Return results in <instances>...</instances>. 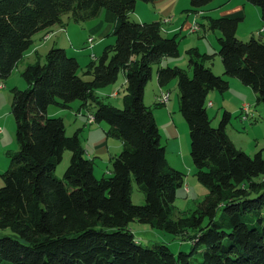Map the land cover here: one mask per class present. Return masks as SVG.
I'll return each mask as SVG.
<instances>
[{
    "label": "trees",
    "instance_id": "1",
    "mask_svg": "<svg viewBox=\"0 0 264 264\" xmlns=\"http://www.w3.org/2000/svg\"><path fill=\"white\" fill-rule=\"evenodd\" d=\"M137 1L0 0L1 80L11 75L33 35L61 23L64 14L78 21L104 10L115 36L93 58L91 79L80 77L75 56L53 44L43 62L25 66L27 86L12 89L18 149L1 174L0 229L11 234L0 235V264H264L263 148L250 155L235 146L226 132L229 109L216 126L207 112L209 92H226L230 78L251 87L256 103L264 106V41L236 36L241 16H209L207 27L220 31L223 73L207 64L212 54L192 47L190 75L162 64L179 54L177 34L165 36L160 21L129 18ZM211 1L190 0V6L198 12ZM244 1L260 8L264 22V0ZM154 64L160 87L177 79L195 175L207 189L190 216L174 215L184 173L167 161L153 113L161 103L146 105L143 99ZM121 70L126 94L118 108L94 90L115 82ZM74 100L84 108L93 105L94 122H106V134L123 143L107 176H95L94 158L85 154L78 131L68 136L63 118L48 115L49 105L68 108ZM65 150L71 151L70 161L58 177L55 169ZM132 179L144 192L143 204L131 200ZM132 221L174 235L194 229L187 240L191 248L174 253L165 243L141 244L129 227Z\"/></svg>",
    "mask_w": 264,
    "mask_h": 264
},
{
    "label": "rangeland",
    "instance_id": "2",
    "mask_svg": "<svg viewBox=\"0 0 264 264\" xmlns=\"http://www.w3.org/2000/svg\"><path fill=\"white\" fill-rule=\"evenodd\" d=\"M218 1L220 0H213L204 7L210 9ZM157 10V5L153 2L138 0L134 10L129 12V18L134 21L160 20L161 30L165 36L178 35L179 54L177 56L166 57L162 60V64L187 69L191 75L192 72L188 65V50L192 47H197L203 51L206 48L207 52L213 55L212 60L208 64L216 73V68L219 63H222L220 55L217 52L219 47L217 36L220 34V31L204 28V26L206 25V15L210 17L222 16L219 8L207 10L205 15L193 10L190 6V0H178V7L175 9L176 11H173V14H163L161 19H159L160 15ZM245 11L244 18L238 24L236 36L241 40H248L251 35H254L256 38L264 41V31L260 33V30L264 26V22L261 20L260 8L257 5L246 2ZM167 17L170 20L164 23L162 19ZM192 24H198V29L192 31L190 29ZM59 25H62L60 29L61 34L56 44L63 46L69 55L77 58L79 62L78 74L80 77L84 80L91 79L92 75L89 67L94 58L93 56L99 58L104 49L115 42L113 24L105 20L104 10H102L99 16L88 20L77 21L72 19L69 14H64ZM63 26H66L65 30ZM51 27L33 35L30 47L25 51L22 59L18 62V65L14 68L11 75L4 80L0 79V186L4 184L1 174L8 167L10 154L18 149L16 123L12 113V89L14 87L23 89L27 86L22 76V71L26 65L33 64L37 61H44L45 53L52 46L53 40L58 38V33L53 31ZM90 36L93 37L92 46L88 42ZM215 46H217V49ZM123 72V70L119 72L115 82L95 89L94 94L99 99L118 108H122L126 94L125 76ZM222 73L223 71L217 74ZM156 88L157 76L156 65L154 64L152 66V76L147 83L145 94V98L149 100L148 102L152 106L156 101L154 97ZM166 90L170 94L168 107H153V113L158 112L154 113V117L156 118L155 115L157 114L159 121L157 125L162 143L166 148L168 163L184 173V183L177 189V196L174 202L175 206L173 208L174 215L175 217L190 216L196 208L197 202L203 199L207 189L198 182L195 175V166L190 155L189 129L179 110L177 79L170 81L165 86L164 91ZM212 93L210 91L207 96V112L212 124L214 126L218 125L223 110L228 108L231 110V120L226 130L232 142L236 147L250 155H254L258 150L263 148L264 156V106L263 104H256L255 99L253 101L249 99L254 93L252 88L242 84L237 78H233V82L230 81V87L226 92H215L220 95L222 105L225 102L224 107L219 110L217 106H220V100L212 96ZM210 99L214 102L213 105H209L208 100ZM222 99L224 100L223 102ZM234 99L241 100L242 102L249 101L250 103L252 110L251 117L245 122H242L238 116L241 105L236 109L237 106ZM93 110V105H90L89 108H84L80 106L79 100H74L68 108L51 104L47 112L49 116L63 118L68 136L78 131L80 144L85 154H89L94 158V174L100 178L103 175L107 176L110 174L112 168L111 157L118 154L122 150L123 145L120 146L117 144L119 139L106 134L108 128L106 122L102 121L97 123L88 121V114ZM168 110L171 111L172 117L168 113ZM217 110L218 114L216 113ZM164 111L166 112L164 113ZM170 123H172L173 130L168 127ZM105 139L107 141L106 145L103 142ZM99 141L102 142L100 144L101 147H98L96 144ZM70 157L71 151L65 150L61 162L57 164L55 169V174L58 177L63 176L64 170L69 164ZM131 200L134 204H143L145 202L144 192L134 179H132ZM129 227L133 231L135 238L141 244L149 246L154 243H165L174 253H177L179 250L188 252L191 244L187 240H190L195 233L194 229H189L183 234L174 235L138 221L130 222ZM3 234H11V232L9 229H0V235Z\"/></svg>",
    "mask_w": 264,
    "mask_h": 264
},
{
    "label": "crops",
    "instance_id": "3",
    "mask_svg": "<svg viewBox=\"0 0 264 264\" xmlns=\"http://www.w3.org/2000/svg\"><path fill=\"white\" fill-rule=\"evenodd\" d=\"M155 5H157V12H158V14L160 15L159 16V19H161V16L163 15V14H173V11H176L175 9L178 7V0H155L154 2H153ZM209 8V7H208ZM214 8H219V10H220V13H221V15L222 16H241L242 17V19L244 18V15H245V9H246V1H241V0H236V1H233V0H220V1H218V3H216V5H214L213 7H210V9H206V7H202V8H200L199 10H198V12H200L201 14H205L206 15V12H207V10L209 11V10H212V9H214ZM257 12H258V10H257ZM206 17H209V16H207L206 15ZM142 21H147V20H142ZM152 21H160V20H152ZM207 24H208V20L206 19V25L204 26V28H208L207 27ZM67 26V25H66ZM66 26H63L64 27V30L66 29ZM61 27H62V25H59V24H55V25H53L51 28H52V30L53 31H56L57 33H58V38L57 39H54L53 40V44H56V43H58L57 41L59 40V35L61 34ZM200 27V26H199ZM174 30H175V28H173ZM58 30H60V31H58ZM63 30V31H64ZM171 30V29H170ZM205 30V29H204ZM262 33V32H261ZM52 44V45H53ZM215 48L217 49V46H215ZM205 50H203V51H201L200 49H198L200 52H206V53H208L207 52V49L206 48H204ZM218 52V51H217ZM215 53H216V51H215ZM165 59V58H164ZM219 62H221V61H219ZM209 63V62H208ZM207 63V64H208ZM223 71V66H222V63H219V65H218V67L216 68V73H218V72H222ZM124 73V72H123ZM124 76H125V73H124ZM229 81H232L233 82V78H230L229 79ZM146 88H147V85H146V87H145V90H144V96H143V99H144V102H145V104L146 105H150L149 104V100H147L146 98H145V94H146ZM165 90V87H160L159 85H158V83H157V88H156V90H155V93H154V97H155V100L157 101V96L161 93V91H164ZM168 90V89H167ZM211 92H213L212 93V96H215V98H218L219 100H220V95L218 94V93H215V92H218V91H216V90H212ZM221 95H223V94H221ZM170 99V98H169ZM249 99H251L252 101H253V99H255V102H256V95H255V93H253V96L252 97H250ZM250 100V101H251ZM155 101V102H156ZM224 100L222 99V102H223ZM234 101H235V103H236V109L238 108V106H240L239 108H240V110H239V113H238V116H239V118H240V120L242 121V122H245L246 120H242L241 119V115H242V106L244 105V104H247L248 106H249V118L251 117V113H252V110H251V107H250V103H249V101H246V102H242L241 100H235L234 99ZM154 102V103H155ZM208 102H210V105H213L214 104V102L210 99V100H208ZM168 103H169V100L168 101H166V103H162V104H160V105H158V106H155V108H163V107H168ZM212 103V104H211ZM220 106H217V108H218V110L220 109V108H222V107H224L223 105L225 104V102H223V105H222V103H221V100H220ZM257 104V103H256ZM80 106H81V102H80ZM82 107V106H81ZM226 109H228V108H226ZM218 110L216 111V113L218 114ZM79 111H80V109H79ZM78 111V112H79ZM231 111V110H230ZM166 111H164V113H165ZM171 111L170 110H168V113L171 115V117H172V114L170 113ZM154 113H158V112H154ZM164 115H166V114H164ZM156 116V118H155V120H156V123H158L159 121H158V117H157V114L155 115ZM162 117V116H161ZM248 120V119H247ZM168 127L171 129V130H173V127H172V123H170L169 125H168ZM159 128V127H158ZM226 129H227V127H226ZM160 132V131H159ZM226 132H227V130H226ZM227 134H228V132H227ZM161 136V135H160ZM228 136H229V134H228ZM229 138L231 139V137L229 136ZM161 141H162V139H161ZM232 141V140H231ZM104 143H105V145H106V143H107V141H106V139L103 141ZM118 143L117 144H119L120 146L121 145H123V143H122V141L121 140H118L117 141ZM97 144V146L98 147H101V145L100 144H102V142L101 141H99V142H97L96 143ZM87 156H89V157H91V155H87Z\"/></svg>",
    "mask_w": 264,
    "mask_h": 264
},
{
    "label": "built area",
    "instance_id": "4",
    "mask_svg": "<svg viewBox=\"0 0 264 264\" xmlns=\"http://www.w3.org/2000/svg\"><path fill=\"white\" fill-rule=\"evenodd\" d=\"M162 20H164V23H167L170 18H163ZM190 29L192 31H195L198 29V24H192L190 26ZM264 31V26L263 28L260 30V33ZM88 42H89V45L92 46L93 45V37H89L88 38ZM95 57V56H93ZM168 91H161V93L157 96V101L160 102V103H166V93ZM242 115H241V119L242 120H247L249 119V106L247 104H244L242 107ZM88 121L89 122H94V116H93V113L92 112H89V118H88Z\"/></svg>",
    "mask_w": 264,
    "mask_h": 264
},
{
    "label": "bare ground",
    "instance_id": "5",
    "mask_svg": "<svg viewBox=\"0 0 264 264\" xmlns=\"http://www.w3.org/2000/svg\"><path fill=\"white\" fill-rule=\"evenodd\" d=\"M169 99V92L166 93V101ZM210 105V103H209ZM88 118H89V114H88Z\"/></svg>",
    "mask_w": 264,
    "mask_h": 264
}]
</instances>
